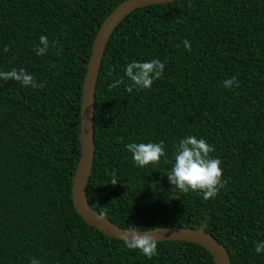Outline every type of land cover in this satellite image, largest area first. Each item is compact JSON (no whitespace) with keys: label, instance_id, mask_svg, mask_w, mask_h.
I'll use <instances>...</instances> for the list:
<instances>
[{"label":"trees","instance_id":"1","mask_svg":"<svg viewBox=\"0 0 264 264\" xmlns=\"http://www.w3.org/2000/svg\"><path fill=\"white\" fill-rule=\"evenodd\" d=\"M124 1L0 0V71L23 68L46 83L0 80V264H217L180 240L159 241L148 259L74 207L87 66L99 29ZM41 36L50 47L38 56ZM152 59L166 62L163 76L128 93L126 65ZM232 76L239 88L224 87ZM119 77L125 84L109 91ZM93 123L92 209L125 229L203 227L231 264H264L254 243L264 241V0H176L132 11L106 44ZM188 135L212 144L222 161L228 183L215 199L180 192L167 177L171 163L139 167L125 147L163 140L171 161Z\"/></svg>","mask_w":264,"mask_h":264},{"label":"clouds","instance_id":"2","mask_svg":"<svg viewBox=\"0 0 264 264\" xmlns=\"http://www.w3.org/2000/svg\"><path fill=\"white\" fill-rule=\"evenodd\" d=\"M56 43V41H52L51 47H55ZM39 44L41 46L36 47L34 51L38 56H43L49 51L50 42L46 36H41ZM183 44L189 52L192 51V45L188 40H184ZM4 51L8 52L10 48L5 46ZM165 64L166 62L162 63L159 59H152L147 62L133 60L124 69L125 75L132 83L125 84L124 77H119L110 84L109 91L118 88L121 84H125V90L128 93H131L134 87L150 89L153 82L163 76ZM0 80H15L23 86H31L32 88H44L46 86V83L38 84L34 76L23 68L0 71ZM223 84L225 88L240 87L237 76H232ZM125 147L132 154L134 164L139 167L159 164L161 158H164L165 164L171 163L172 167L167 173V177L175 189L182 193L198 191L202 193L204 200L215 199L219 191L225 188L228 183L223 179L222 161L211 156L215 148L204 138H197L195 135L185 136L175 146L174 157L171 161L166 156L163 140L147 143L133 142L128 143ZM117 183L115 171H113L111 184ZM121 238L126 248L139 250L148 259L158 254L159 239L148 232L142 234V231L135 225H129ZM254 243L257 253L264 251V241ZM31 264H40V261L32 258Z\"/></svg>","mask_w":264,"mask_h":264},{"label":"water","instance_id":"3","mask_svg":"<svg viewBox=\"0 0 264 264\" xmlns=\"http://www.w3.org/2000/svg\"><path fill=\"white\" fill-rule=\"evenodd\" d=\"M176 0H126L121 3L105 19L99 29L92 47V54L87 66L83 86L81 110V159L73 180L72 200L76 211L91 226L106 236L122 240L126 231L109 219L96 212L90 206L86 197V186L91 174L94 159V100L99 78L100 66L106 44L117 25L132 11L152 4L167 3ZM142 234L148 232L159 241L180 240L195 243L209 251L216 259L217 264H231L228 251L203 227L198 229L184 227H159L150 230H140Z\"/></svg>","mask_w":264,"mask_h":264}]
</instances>
